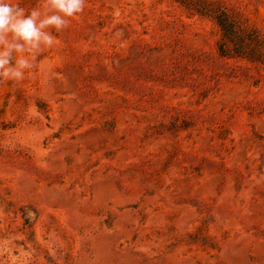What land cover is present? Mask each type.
<instances>
[{"label":"rangeland","instance_id":"374dc122","mask_svg":"<svg viewBox=\"0 0 264 264\" xmlns=\"http://www.w3.org/2000/svg\"><path fill=\"white\" fill-rule=\"evenodd\" d=\"M53 35L0 80V264H264V0H86Z\"/></svg>","mask_w":264,"mask_h":264},{"label":"clouds","instance_id":"9594fccd","mask_svg":"<svg viewBox=\"0 0 264 264\" xmlns=\"http://www.w3.org/2000/svg\"><path fill=\"white\" fill-rule=\"evenodd\" d=\"M86 0H46L43 10H26L16 0H0V80L20 82L46 48L53 32L69 26L84 11Z\"/></svg>","mask_w":264,"mask_h":264}]
</instances>
